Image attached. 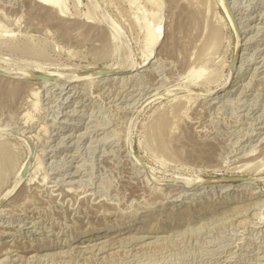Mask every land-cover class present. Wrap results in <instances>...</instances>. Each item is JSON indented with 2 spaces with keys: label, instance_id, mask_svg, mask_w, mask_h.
<instances>
[{
  "label": "rangeland",
  "instance_id": "374dc122",
  "mask_svg": "<svg viewBox=\"0 0 264 264\" xmlns=\"http://www.w3.org/2000/svg\"><path fill=\"white\" fill-rule=\"evenodd\" d=\"M221 1L0 0L3 65L82 78L36 97L0 76V264H264V0ZM229 178L258 194L223 204ZM106 229L105 252L79 239Z\"/></svg>",
  "mask_w": 264,
  "mask_h": 264
},
{
  "label": "bare ground",
  "instance_id": "6f19581e",
  "mask_svg": "<svg viewBox=\"0 0 264 264\" xmlns=\"http://www.w3.org/2000/svg\"><path fill=\"white\" fill-rule=\"evenodd\" d=\"M35 1H37L38 3H40L41 5H45V6H47V7H49V8H51L53 11H56L57 13H59V15H64V12H65V8H64V5H66L65 4V2H66V0H35ZM92 2V1H91ZM221 3H223V8H224V6L226 5L225 3H227L226 2V0H222L221 1ZM97 4V3H96ZM100 4V3H99ZM94 5V4H93ZM101 6V5H100ZM96 7V6H95ZM97 7H98V5H97ZM101 8H102V6H101ZM225 9V8H224ZM99 10H100V8H99ZM226 10V9H225ZM102 12H103V9H102ZM227 14H228V11H227ZM229 15V14H228ZM105 17H106V15H105ZM92 18H90L89 20H91ZM104 19V18H103ZM230 19V18H229ZM114 20V19H113ZM112 20V21H113ZM104 21V20H103ZM111 21V22H112ZM89 23H92L91 21H88ZM95 23V22H94ZM232 23V22H231ZM104 24H105V22H104ZM113 24V23H112ZM233 24V23H232ZM100 25V24H99ZM114 25H116L115 23H114ZM118 25V24H117ZM116 25V26H117ZM115 26V28H117V27H119V26H117L116 27ZM159 26H161V25H159ZM233 26V25H232ZM119 29V28H118ZM117 29V30H118ZM121 30V29H120ZM111 31V30H110ZM121 32H122V30H121ZM120 32V33H121ZM112 35V34H111ZM121 35V34H120ZM123 35V34H122ZM114 36V35H113ZM116 36V35H115ZM114 36V37H115ZM113 37V38H114ZM112 38V39H113ZM116 38V37H115ZM159 38H160V35L158 34L157 36H155L153 39H152V41H151V50H150V54L148 55V57L146 58V60L140 65V67H138L134 72H136V73H139L141 70H143L144 68H146V67H148L149 65H151V63H152V61H153V59H155L156 58V55L157 54H154L153 55V52H154V48H155V45L157 44V42H158V40H159ZM117 39V38H116ZM115 39V40H116ZM123 39V38H122ZM244 54V53H243ZM3 61V60H2ZM130 62V61H129ZM4 63V62H3ZM39 65V64H38ZM240 68V67H239ZM130 69H131V64H129L128 65V67H126V68H122V69H120V68H113V69H111V72L112 71H115V70H117V71H119V72H130ZM0 71H2V72H7V74L9 73V75H13V76H17L18 77V80H23V79H26L27 77H30L32 74H31V72H29L28 70H26V69H14V68H11V67H9V65H3L2 64V62L0 61ZM133 72V73H134ZM143 72V71H142ZM192 72V71H191ZM115 73V72H114ZM193 73V72H192ZM201 73V72H200ZM29 74H31V75H29ZM86 74H90V73H84V74H80V76H85ZM195 74V73H194ZM93 75V74H92ZM95 75H96V73H95ZM7 76V75H6ZM46 76H49V75H46ZM49 77H52V76H49ZM75 77V76H74ZM0 78H3V77H0ZM73 78V77H72ZM88 78V77H87ZM121 78H123V77H121V76H114V77H111V78H109V79H121ZM231 78V77H230ZM229 78V79H230ZM4 79V78H3ZM82 79V78H81ZM80 78H78V80H76V81H70L67 77H62V78H59V77H52V79L51 80H49V81H41L40 82V86L37 88V90L36 91H34L33 92V96H39V92L41 91L42 92V90H48L49 88H57L59 91H71V90H74V89H76V88H79L78 87V85L77 84H79L80 82H82V80H81ZM94 79H96V78H94ZM104 79H106V78H103L102 80H104ZM108 79V78H107ZM251 79V78H250ZM6 80H11V79H6ZM74 80V79H73ZM85 80V79H84ZM102 80H100V82L102 81ZM88 81V80H87ZM91 81V80H90ZM95 81V80H94ZM105 81V80H104ZM227 81H228V78H227ZM230 81V80H229ZM104 83V82H103ZM228 83V82H227ZM224 84V86L222 87V88H220L219 90H216V91H214V92H212V91H205V93H204V95H202L203 97H204V99L207 101V100H209V101H214V100H216V99H218V98H220V97H222V95L223 94H220V93H222L223 91H225V90H227V89H229L231 86H233L232 84ZM231 83H232V81H231ZM236 86V85H235ZM50 90V89H49ZM63 93V92H62ZM200 94V93H199ZM203 94V93H202ZM175 95V94H174ZM197 95V94H196ZM195 95V96H196ZM33 96H32V98H33ZM31 97V96H30ZM199 98H201L200 96H198ZM36 99V98H35ZM203 99V98H202ZM62 102V101H61ZM71 111V110H70ZM33 129V128H32ZM1 132V131H0ZM262 134V133H261ZM31 136V138L34 140V138H33V136L32 135H30ZM31 138H30V140H31ZM251 139V138H250ZM27 142V141H26ZM34 142H35V140H34ZM33 142V143H34ZM28 143V142H27ZM262 143V142H261ZM132 144V143H131ZM35 145H36V143H35ZM27 148H28V146H27ZM0 149H2V150H0L1 151V154H2V158H4L5 160H6V162L5 163H8V162H11L10 160H9V157H11L12 158V155H9V151H7V149L5 150V148H0ZM3 149H4V151H3ZM28 150H29V148H28ZM130 150V149H129ZM258 151V150H257ZM29 152H30V150H29ZM39 152V151H38ZM29 155V154H28ZM37 155V154H36ZM263 156V155H262ZM133 157V156H132ZM245 157V156H244ZM248 157V156H247ZM28 158V157H27ZM257 158H259L260 159V157H258L257 156ZM257 158H255V159H257ZM3 159V160H4ZM253 159V158H252ZM255 159H253V160H255ZM263 160V162H264V158H262ZM9 160V161H8ZM39 160H41L40 159V155H37V157H36V161H34V164L32 165V169H31V174L29 175V176H31L33 173H32V170H34V169H36V168H39V167H41L40 165H42L43 163H42V161H39ZM137 160V159H136ZM249 160V159H248ZM247 160V161H248ZM251 160V159H250ZM252 160V161H253ZM245 162V161H244ZM250 162V161H249ZM5 163H3L4 165H6ZM42 163V164H41ZM138 163V162H137ZM136 163V164H137ZM261 163V162H260ZM9 164V166H10V163H8ZM244 164V163H243ZM248 165V164H247ZM246 165V166H247ZM249 165H251L250 163H249ZM23 166V165H22ZM263 166V165H262ZM4 167H6V166H4ZM24 167V166H23ZM23 167L22 168H20V172L22 173V169H23ZM242 167V166H241ZM238 168V167H237ZM249 167H245V169H248ZM254 169V168H253ZM253 169H251L250 168V170H253ZM38 170V169H37ZM244 170V169H243ZM246 171V170H245ZM29 172V173H30ZM142 173V172H141ZM148 173H149V170H148ZM20 175V179H22V180H24V178H22L21 177V174H19ZM151 175L149 174V177H150ZM17 177V176H16ZM18 179V178H17ZM33 179V178H32ZM35 179V178H34ZM156 179V178H155ZM159 179V178H158ZM255 179V178H254ZM249 179V180H246V181H244V182H242L239 186H238V188L236 189V190H234V189H232V188H230V186H226L227 188H225L224 190H223V194H228V196L230 195V193H232L233 192V195L230 197V198H226V201L223 203V204H231L232 202H234V201H236L237 199H239L240 198V196L241 195H244V194H246V192L247 191H251V195H256V194H258V192L256 191V187H255V183L254 182H252V181H259L258 179ZM263 179V178H262ZM31 179H29V181H30ZM157 180V179H156ZM156 180H155V182H156ZM171 180V179H170ZM200 180V179H199ZM199 180H198V182H199ZM29 181H27L28 182V184H29ZM159 181V180H158ZM167 181V180H166ZM175 181V180H174ZM173 181V182H174ZM179 181V180H178ZM203 181V180H202ZM33 182V181H32ZM154 182V181H153ZM168 182H169V179H168ZM172 182V181H171ZM175 183V182H174ZM181 184H182V182H180ZM197 183V182H196ZM184 184V183H183ZM191 184H192V182H191ZM194 184V183H193ZM30 185V184H29ZM188 185V184H187ZM186 186V185H185ZM184 186V187H185ZM218 186V185H217ZM187 187V186H186ZM189 187V186H188ZM217 188L218 187H212L211 188V191H213V193L215 192V191H217ZM13 189V188H12ZM14 191V190H13ZM210 191V192H211ZM10 192V191H9ZM11 194V193H10ZM9 195V193H7L5 196H2L1 198L2 199H0V202L2 201V200H5L6 199V197ZM249 197V196H248ZM3 209H5V207L3 208ZM2 212H3V210H2ZM125 230L124 229H120V230H118L116 233H114V234H110V230H108V229H106L105 230V232L104 233H99L100 231H94V232H89V233H85V235H83L81 238H79V239H81V240H85L86 242H88V241H90V240H94V239H96V238H98V237H100V236H102L101 238H105V237H109L110 239L109 240H104V241H101V242H99V243H96V244H94V245H92L93 246V248H91V250L92 251H99V252H101L102 253V251H104L105 249H107V248H109V247H113V243H110V241H111V239H114L117 235H121V233H123ZM148 233H150V231L148 232ZM149 238H151L149 235H146V236H144V237H141V239H149ZM139 239V238H138ZM134 241V240H133ZM144 241V240H143ZM135 242H136V240H135ZM150 245V244H149ZM7 248V247H6ZM84 248V247H83ZM134 248V247H133ZM87 249V248H86ZM89 249V248H88ZM108 250V249H107ZM4 251L5 250H3L2 252L4 253ZM87 251V250H86ZM89 251V250H88ZM106 251V250H105ZM104 251V252H105ZM6 252H8V251H6ZM5 252V253H6ZM2 253V254H3ZM8 253H10V252H8ZM92 253V252H91ZM96 254V253H95ZM5 255V254H4ZM111 255V254H110ZM21 257V256H20ZM3 260V259H2ZM55 261V260H54ZM89 261V260H88ZM37 262V261H36ZM82 263V262H81Z\"/></svg>",
  "mask_w": 264,
  "mask_h": 264
},
{
  "label": "water",
  "instance_id": "95a60500",
  "mask_svg": "<svg viewBox=\"0 0 264 264\" xmlns=\"http://www.w3.org/2000/svg\"><path fill=\"white\" fill-rule=\"evenodd\" d=\"M237 59H238V53L233 58L232 67L235 65ZM95 73L99 77H110V76H114L115 75L114 72H111L109 70L97 71ZM0 76H6V74H4L3 72H0ZM26 79H28V80H36V81H49V80L52 79V77H49V76H46V75H42V74H33L30 77H27ZM32 150H33V148H32ZM33 152H34V150H33ZM33 158H34V156L32 154L30 156L28 162L26 163L24 169L22 170V173H21V177L22 178H25L26 177V175H27V173H28V171L30 169L31 163L33 162ZM140 162H141V164L143 166H145L144 163H143V161L141 159H140ZM244 179L245 178H229L228 180L229 181L235 180L237 182H242V181H244Z\"/></svg>",
  "mask_w": 264,
  "mask_h": 264
}]
</instances>
